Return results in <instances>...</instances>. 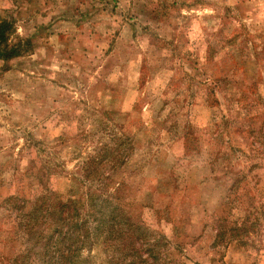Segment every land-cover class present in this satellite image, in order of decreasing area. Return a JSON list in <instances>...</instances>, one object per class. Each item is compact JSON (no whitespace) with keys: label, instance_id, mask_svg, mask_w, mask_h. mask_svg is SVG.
Listing matches in <instances>:
<instances>
[{"label":"rangeland","instance_id":"374dc122","mask_svg":"<svg viewBox=\"0 0 264 264\" xmlns=\"http://www.w3.org/2000/svg\"><path fill=\"white\" fill-rule=\"evenodd\" d=\"M1 20L29 49L0 61V264L25 248L3 200L114 135L112 188L162 237L145 264H264V0H0ZM93 108L115 130L76 122Z\"/></svg>","mask_w":264,"mask_h":264},{"label":"trees","instance_id":"16d2710c","mask_svg":"<svg viewBox=\"0 0 264 264\" xmlns=\"http://www.w3.org/2000/svg\"><path fill=\"white\" fill-rule=\"evenodd\" d=\"M12 34V23L1 20L2 62L19 58L29 49V44L22 41L13 43ZM135 107L133 114H127L126 119L130 118L135 132L149 133L154 123L149 115L151 109L141 107L147 119L143 120L141 112H137ZM93 112L91 117L84 112L75 118L76 122L93 119L95 125H100L101 135L115 130L113 123L116 115L100 118L95 108ZM122 116L119 115L117 120ZM155 124L158 125V122ZM82 134L86 136L85 128L78 133V137ZM92 136L100 135L92 132ZM68 140L72 137L69 136ZM84 140V143L79 142L80 145L93 147L89 151L91 153L85 155L81 149H75L74 156L78 162L74 170L44 165L49 172L46 177L48 186L29 196L14 194L3 200L1 206L21 217L19 223L23 220L20 229L25 248L10 258L11 264H145V258H151L153 263L159 261L160 252L155 253L156 248L152 246L160 244L161 235L152 233L144 222L136 218L135 213L124 207L120 187L112 188V174L124 162V159L118 158L119 144L113 143L118 139L114 135L111 140L108 136H101L97 141H89L88 137ZM59 179L64 184L61 191L51 188L53 182ZM34 180H37L36 184L35 181L27 184L29 189L39 185L38 175ZM146 247L152 248L148 252Z\"/></svg>","mask_w":264,"mask_h":264}]
</instances>
